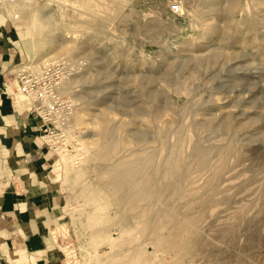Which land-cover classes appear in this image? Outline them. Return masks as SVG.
<instances>
[{
	"label": "rangeland",
	"instance_id": "rangeland-1",
	"mask_svg": "<svg viewBox=\"0 0 264 264\" xmlns=\"http://www.w3.org/2000/svg\"><path fill=\"white\" fill-rule=\"evenodd\" d=\"M211 1L0 0V23L10 25L18 49L17 63L6 75L16 108L25 105L14 79L17 70L36 72L53 60L75 69L60 86L77 108L68 131L72 151L49 150L39 130L54 155L52 184L64 196L66 215L50 230V264H139L131 249L142 248L148 238L163 242L181 232H190V249L153 254L149 245L147 264H264V0H236L231 12L218 15ZM174 3L177 14L170 9ZM59 38L68 44L67 54L56 52ZM102 126L116 146L108 158L97 149L105 142ZM139 138L152 150V188L149 197L130 206L103 184L104 169L130 155L143 157L134 150L142 147ZM172 148L173 157L188 156L166 178L169 169L161 162ZM193 151L211 155L213 164L214 176L200 190L206 175L184 167L191 165ZM171 178L180 186L170 195ZM202 190L207 192L200 197ZM195 198L208 201L198 207ZM186 221L194 222L193 229L175 230ZM152 223L161 227L150 230Z\"/></svg>",
	"mask_w": 264,
	"mask_h": 264
},
{
	"label": "crops",
	"instance_id": "crops-1",
	"mask_svg": "<svg viewBox=\"0 0 264 264\" xmlns=\"http://www.w3.org/2000/svg\"><path fill=\"white\" fill-rule=\"evenodd\" d=\"M11 35L0 23V264H50V230L65 219L64 196L52 184L54 155L38 120L9 99L6 75L18 56Z\"/></svg>",
	"mask_w": 264,
	"mask_h": 264
},
{
	"label": "bare ground",
	"instance_id": "bare-ground-1",
	"mask_svg": "<svg viewBox=\"0 0 264 264\" xmlns=\"http://www.w3.org/2000/svg\"><path fill=\"white\" fill-rule=\"evenodd\" d=\"M2 1V0H1ZM12 2V1H15V0H3V2ZM211 1V0H210ZM225 2V5H223L224 4V2ZM245 1V0H244ZM212 2V1H211ZM262 2V1H261ZM31 3V2H30ZM243 3V2H242ZM245 4H246V2H244ZM244 3H243V5H244ZM249 3V2H248ZM6 4V3H5ZM28 4H29V2H28ZM32 4V3H31ZM30 5V4H29ZM210 5H212L213 6V9H212V12H213V14L214 15H218V14H220V12H222L223 10H225V12L226 13H228V12H231L233 9H234V7L236 6V0H215L214 2H213V4H210ZM242 5V4H241ZM31 6V5H30ZM248 6V5H247ZM12 7V6H11ZM28 8H29V6H27ZM33 7V6H32ZM9 8V7H8ZM27 8V9H28ZM31 8V7H30ZM34 8V7H33ZM11 9V8H10ZM211 9V8H210ZM34 10V9H33ZM8 12V11H7ZM257 12V11H256ZM261 12H262V10H261ZM261 15V14H260ZM260 15H259V17H260ZM11 16V15H10ZM13 17H17V15H13ZM215 17V16H214ZM216 18V17H215ZM254 18V17H253ZM258 18V17H257ZM211 19V18H210ZM217 19V18H216ZM233 19V18H232ZM255 19V18H254ZM254 19H252V21L254 20ZM261 20V19H260ZM214 21V20H213ZM227 21V20H226ZM232 21V20H231ZM255 22V21H254ZM215 24V23H214ZM255 24V23H254ZM257 24V23H256ZM216 27V26H215ZM252 27V26H251ZM257 28V27H256ZM255 28V29H256ZM260 28V27H259ZM216 29V28H215ZM210 30H211V28H210ZM213 32V31H212ZM262 34V33H261ZM228 37V36H227ZM238 37V36H237ZM60 40H57L56 41V52H63L64 54H67V52L68 51H70V48H69V46H66V45H68V44H66V45H63V43L65 42H63V41H61V40H63L62 38H59ZM254 39V38H253ZM65 44V43H64ZM219 47V46H218ZM221 48V47H220ZM62 53V54H63ZM216 54L217 53H214L212 56L214 57V56H216ZM65 81H68V80H64L63 81V83L65 82ZM72 101V100H71ZM73 102V101H72ZM74 104V103H73ZM77 106H78V104H77ZM75 109H77L76 108V106H75V104H74V107H73V110H72V112L74 113V111H75ZM82 111V110H81ZM73 113H72V116H71V120L73 119ZM79 115H81V114H79ZM78 116V115H77ZM76 116V117H77ZM158 117V116H157ZM156 117V118H157ZM159 118V117H158ZM155 119V118H154ZM169 123V122H168ZM119 126V125H118ZM103 129V130H102ZM101 130H102V133L101 134H103V138L105 137V142L104 141H102V142H100L99 143V145L97 146L98 148V151L100 150V151H104V154H105V156H106V158H108L109 156H111L110 154L112 153V152H114L115 151V149H116V146H115V144H114V142L113 141H111L110 140V138L109 137H111V134H110V136L108 135V133L110 132L109 130L110 129H108V127H105V128H103V126H102V128H101ZM162 132V131H161ZM141 133V132H140ZM67 134H70V132H68L67 131ZM143 136V135H142ZM70 137V136H69ZM92 138V137H91ZM143 138H145V136L143 137ZM87 140V139H86ZM83 141V140H82ZM137 141H138V143L139 144H144V142L146 141H144L142 138H139V139H137ZM148 141V140H147ZM85 142L86 141H84V144H85ZM96 142V141H95ZM142 144H141V146H142ZM83 145V144H82ZM97 145V144H96ZM138 145V144H137ZM88 146V145H87ZM176 145H174V147H175ZM86 147V146H85ZM89 147V146H88ZM96 147V146H95ZM154 147V146H153ZM173 147V146H172ZM173 147V148H174ZM92 148H94V147H92ZM151 147H147V146H142V147H138V148H136V149H134L135 150V152L137 153V155H139L138 153H142V154H145L143 157H138V158H135V157H137V156H134V158L132 157L131 158V155H130V159H132V160H130V159H128V161L127 160H123V159H120V160H118V162H117V164L114 166V167H112V165L111 166H107L106 167V169H104V170H106L105 171V182L103 183L106 187H108V188H110L111 190H114V192L116 193V194H118L117 195V197H118V199L117 200H119V201H121L122 203H125V204H129L130 206L132 205V204H134L136 201H138V200H141L140 198H147V197H149V195H150V192H148V191H150V189L152 188V186L150 185V182H151V178H152V176L150 177V175H149V173H148V169H149V166H150V162L148 163V161L150 160V159H148V156L150 155V153H151V151L149 150ZM156 148V147H155ZM172 148V150L169 152V154L165 157V159L163 160V162H161V163H165V166L169 169V171H168V174H165L166 175V178H168V176L169 177H171L172 176V171H174L176 168H177V166H179V164H180V162H182L181 160H185L186 159V157L188 156H186V157H173L172 156V153H173V149ZM177 148V147H176ZM175 148V149H176ZM96 149V150H97ZM193 149H194V147H193ZM87 150V149H86ZM89 150H90V148H89ZM129 150V149H128ZM155 150V149H154ZM157 150V149H156ZM159 150H160V147H159ZM91 151V150H90ZM95 151V150H94ZM127 151V150H126ZM125 151V152H126ZM130 151V150H129ZM196 151H198V150H196ZM93 152V151H92ZM134 152V151H133ZM164 152H167V151H164ZM115 153V152H114ZM124 153V152H123ZM132 153V152H131ZM160 153V152H159ZM88 154V153H87ZM96 154V153H95ZM99 154H101V152L99 153ZM122 154V153H121ZM130 154V153H129ZM134 154V153H133ZM167 154V153H166ZM186 154V153H185ZM208 154H210V153H208ZM91 155V154H90ZM103 155V154H102ZM116 155V154H115ZM119 155V154H118ZM154 155V154H153ZM98 156V155H97ZM126 156V155H125ZM179 156V155H178ZM181 156V155H180ZM89 157V156H88ZM91 157H93V156H91ZM95 157H96V155H95ZM99 157V156H98ZM97 157V158H98ZM102 157H104V155L102 156ZM119 157V156H118ZM124 156H123V154H122V157L121 158H123ZM161 157V156H160ZM209 157H211V155H209ZM208 157V155H207V153H205V152H201V153H197V152H195V151H193V156H192V161H191V165H188L189 163L187 162L186 164H185V168L187 167V168H189L190 169V167L192 168V167H195L197 170V172H203V174H205L206 175V177H205V179H204V181H203V184L202 185H200L199 186V188H198V190H200V188H204L205 187V184H209L210 182H211V180H212V177L214 176V173H213V171H211V170H213V169H211L212 168V165H210V164H208V160L210 159ZM101 158V157H100ZM150 158H152V157H150ZM110 159V158H109ZM114 159H115V157H114ZM113 159V160H114ZM117 159V158H116ZM115 159V161H117ZM97 160V159H96ZM102 160H104V158L102 159ZM101 160V161H102ZM130 160V161H129ZM100 161V162H101ZM108 161V160H107ZM152 161H153V159H152ZM210 161V160H209ZM98 162V161H97ZM104 162H105V160H104ZM212 162V161H211ZM108 163H109V161H108ZM111 163V162H110ZM160 163V162H159ZM159 163H157V164H159ZM99 164V163H98ZM105 164V163H104ZM115 164V163H114ZM151 164H153L152 162H151ZM183 164H184V162H183ZM152 166V165H151ZM156 166V165H155ZM158 166V165H157ZM160 166V165H159ZM161 166H162V164H161ZM96 168V167H95ZM99 168H100V166H99ZM98 168V169H99ZM179 168V167H178ZM177 168V169H178ZM153 169V168H152ZM155 169V168H154ZM153 169V170H154ZM161 170H162V168H160ZM164 169V168H163ZM150 170V169H149ZM155 171V170H154ZM164 171H167V170H165L164 169ZM185 171V170H184ZM188 171V170H187ZM195 171V172H196ZM153 172V171H152ZM160 172V171H159ZM189 172V171H188ZM161 173H162V171H161ZM164 173V172H163ZM166 173V172H165ZM99 174H101V175H99V177H101L102 176V173H99ZM103 174H104V172H103ZM179 174V173H178ZM98 175V174H97ZM164 175V174H163ZM184 175V174H183ZM201 175H202V173H201ZM257 175V174H256ZM154 176V175H153ZM157 177V176H156ZM173 177V176H172ZM155 178V177H154ZM165 178V179H166ZM198 178V177H197ZM196 178V179H197ZM200 178H202V177H199V180H200ZM172 180H173V182H170V183H168L167 185H166V188L168 189L169 188V190H170V195H171V192H172V189H173V187L176 189L178 186H180V182L179 181H175L174 182V179H175V177H174V179L173 178H171ZM185 179V178H184ZM189 179V178H188ZM156 180V179H155ZM160 180V179H159ZM170 180V179H169ZM171 180V181H172ZM187 180V179H186ZM202 180V179H201ZM157 181V180H156ZM190 181V180H189ZM158 182V181H157ZM167 182V181H166ZM185 182V181H184ZM191 182H192V180H191ZM197 182V181H196ZM199 182V181H198ZM197 182V183H198ZM159 183H160V181H159ZM189 183V182H188ZM195 183V182H194ZM193 183V184H194ZM154 184V183H153ZM187 184V183H186ZM200 184V183H199ZM159 185V184H158ZM161 185V184H160ZM183 185V184H182ZM195 185L197 186V184L195 183ZM189 186V185H188ZM192 186V185H191ZM194 186V185H193ZM138 187H140V188H142L140 191H138L139 189H138ZM162 187V186H161ZM183 187V186H182ZM189 190H191V187H187ZM138 189V190H137ZM143 189H145V191L143 190ZM162 189V188H161ZM165 189V188H164ZM187 189V190H188ZM147 190V191H146ZM168 190V191H169ZM174 190V189H173ZM186 190V191H187ZM131 191V192H130ZM140 192L139 194H138V192ZM155 191V190H154ZM161 191V190H160ZM189 192V191H188ZM193 193H195L194 191H192ZM206 192L207 191H204V190H202V192L200 191V197H202V196H204L205 194H206ZM179 193V192H178ZM181 193V192H180ZM156 194H158V193H156ZM161 194H162V192H161ZM160 194V195H161ZM169 194V193H168ZM173 194V193H172ZM177 194V193H176ZM110 195V194H109ZM159 195V196H160ZM187 195V194H186ZM191 194H189V196H190ZM152 196H154V195H152ZM151 196V197H152ZM157 196V195H156ZM168 196V195H167ZM188 196V197H189ZM191 196H196V195H191ZM137 198V199H134V198ZM150 197V198H151ZM182 197H184V196H182ZM187 197V198H188ZM197 197V196H196ZM139 198V199H138ZM154 198V197H153ZM156 198V197H155ZM158 198V197H157ZM192 198V197H191ZM152 199V198H151ZM170 199V198H169ZM173 199V198H172ZM172 199H171V201H172ZM196 199V198H195ZM163 200V199H162ZM186 202H187V200L189 201L190 200V197L186 200V198L184 199ZM199 203L197 204V205H199L198 207H200V206H205L206 205V203H207V201H208V199H201V198H199V199H196ZM151 201V200H150ZM153 201L154 200H152V203H153ZM156 201V200H155ZM174 201V200H173ZM179 201V200H178ZM160 202V201H159ZM184 202V201H183ZM191 202V201H190ZM189 202V203H190ZM151 203V204H152ZM157 204H158V202H156ZM156 203H155V205H156ZM179 203V202H178ZM182 203V202H181ZM188 203V204H189ZM160 204V203H159ZM172 204V203H171ZM192 204V203H191ZM190 204V205H191ZM145 205V204H144ZM162 205V204H161ZM160 205V206H161ZM180 205V204H179ZM185 205H186V203H185ZM184 205V206H185ZM141 206V205H140ZM159 206V205H158ZM157 206V207H158ZM169 206V205H168ZM182 206V205H181ZM162 207H164L165 208V206H162ZM171 207V206H170ZM178 207V206H177ZM183 207V206H182ZM193 207V206H192ZM201 207V208H202ZM137 208V207H136ZM163 208V209H164ZM181 208V207H180ZM187 208H188V206H187ZM206 208V207H205ZM212 208V207H211ZM144 209H145V207H144ZM143 209V210H144ZM170 209V208H169ZM177 209H179V207L177 208ZM182 209H184V208H182ZM208 209H210V208H208ZM180 210V209H179ZM189 209H187V211H188ZM199 210H201V209H199ZM211 210V209H210ZM141 211V210H140ZM139 211V212H140ZM152 211V210H151ZM186 211V210H185ZM184 211V212H185ZM186 211V212H187ZM235 211V210H234ZM237 211V210H236ZM235 211V212H236ZM165 212V217L168 219V220H170V218H171V216H169V212H170V210H168V208H167V212L166 211H164ZM177 212V211H176ZM180 212H181V210H180ZM167 213V214H166ZM188 213V212H187ZM237 213V212H236ZM140 214V213H139ZM139 214H137V215H139ZM147 214V213H146ZM181 213H179V215H180ZM164 215V214H163ZM183 215H184V213H183ZM186 215V214H185ZM187 215H189V214H187ZM128 216V215H127ZM147 216V215H146ZM172 216H173V214H172ZM190 216V215H189ZM202 216V215H201ZM139 217V216H138ZM181 217V216H180ZM179 217V218H180ZM192 217V216H191ZM211 217V216H210ZM124 218V217H123ZM178 218V217H177ZM185 218V217H184ZM183 218V219H184ZM201 218V217H200ZM133 219H134V217H133ZM132 219V220H133ZM173 219V218H172ZM182 219V218H181ZM203 219V218H202ZM125 220V219H124ZM140 220V219H139ZM147 220V219H146ZM151 220V219H150ZM179 219H177V221H178ZM187 220V219H186ZM196 220V219H195ZM98 221V220H97ZM155 221V220H154ZM171 221H173V220H171ZM182 221V220H181ZM201 221V220H200ZM125 222V221H124ZM132 222V221H131ZM178 222H180V221H178ZM197 222H198V220H197ZM196 222V223H197ZM203 222V221H202ZM212 222V221H211ZM150 223H151V221H150ZM194 223V222H193ZM192 223V224H193ZM206 223V222H205ZM189 224H190V222H189ZM192 224H190V225H188V221H186V222H183L182 224H180L179 226H177L176 228H175V230H184V229H188V228H191V229H193V225ZM199 224H200V222H199ZM142 225V224H141ZM192 225V226H191ZM204 225H206V224H204ZM147 226V225H146ZM200 226V225H199ZM202 224H201V228H202ZM158 227H161V225L159 226V225H155L154 223H152L151 225H150V227H148L150 230L152 229H157ZM195 227V226H194ZM142 228H143V226H142ZM163 228V227H162ZM195 228H197V226L195 227ZM194 228V229H195ZM201 228H199V229H201ZM207 228V227H206ZM161 229V228H160ZM169 229H171V228H169ZM198 229V230H199ZM205 229V228H204ZM166 230V229H165ZM210 230V229H209ZM200 231V230H199ZM139 232V231H138ZM115 233H117V232H115ZM143 233V232H142ZM148 233H149V231H148ZM150 233H151V231H150ZM146 234V233H145ZM155 234H156V232H155ZM167 234H168V232H167ZM142 235V234H141ZM165 235V234H164ZM190 232H181L180 233V235L178 236V237H176L175 239H172V240H166V241H163V242H161V239H159L160 237H158V239L157 238H155V239H150V238H148V239H146L147 240V242H145V245L144 246H142V248H140V249H135V248H133V249H131V254H132V256H133V258L134 259H136L137 261L136 262H138L139 264H147V261H148V259H147V257H148V246L150 245L151 247H152V253L153 254H155V253H159L160 252V250L161 249H165V250H169L171 253L173 252V251H175V249H177L178 248V246L179 247H181V248H185L186 250H188V249H190V247H192V245H191V238H190ZM156 236V235H155ZM166 236V235H165ZM165 236H164V238H165ZM168 236V235H167ZM144 237V236H143ZM146 237V236H145ZM162 237V236H161ZM115 239V238H114ZM168 239H171L170 237L168 238ZM203 239V238H202ZM110 243L111 244H115V242H114V240L111 238V236H110ZM116 240V239H115ZM121 240V239H120ZM165 240V239H164ZM193 240V239H192ZM107 241V240H106ZM118 241V240H117ZM202 241V240H201ZM200 241V242H201ZM162 243H163V245H162ZM142 244V243H141ZM193 244V243H192ZM198 244V243H197ZM191 245V246H190ZM190 246V247H189ZM196 246V245H195ZM109 247V246H108ZM138 247V246H137ZM150 247V248H151ZM109 250H110V248H109ZM196 250V249H195ZM164 251V250H163ZM169 252V253H170ZM200 252V251H199ZM97 253V252H96ZM168 257H166V259H167ZM174 258V257H173ZM172 263V262H171ZM168 264V263H167Z\"/></svg>",
	"mask_w": 264,
	"mask_h": 264
},
{
	"label": "built area",
	"instance_id": "built-area-1",
	"mask_svg": "<svg viewBox=\"0 0 264 264\" xmlns=\"http://www.w3.org/2000/svg\"><path fill=\"white\" fill-rule=\"evenodd\" d=\"M170 9L175 14L180 12L176 3ZM74 70L68 61L53 60L45 62L39 71L20 69L14 74L18 94L25 104L24 110L38 119L41 138L53 152L57 149L70 152L74 147L67 134L72 125L74 104L60 92L61 84ZM10 98L12 102L16 101Z\"/></svg>",
	"mask_w": 264,
	"mask_h": 264
}]
</instances>
